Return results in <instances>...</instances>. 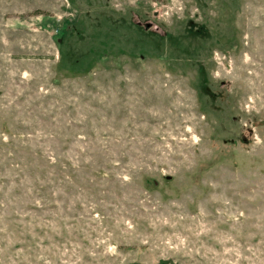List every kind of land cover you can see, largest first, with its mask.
<instances>
[{
    "label": "rangeland",
    "instance_id": "obj_1",
    "mask_svg": "<svg viewBox=\"0 0 264 264\" xmlns=\"http://www.w3.org/2000/svg\"><path fill=\"white\" fill-rule=\"evenodd\" d=\"M0 264H264V0H0Z\"/></svg>",
    "mask_w": 264,
    "mask_h": 264
}]
</instances>
